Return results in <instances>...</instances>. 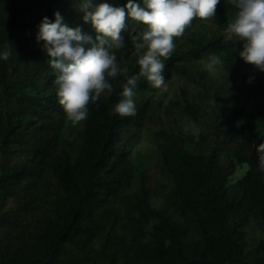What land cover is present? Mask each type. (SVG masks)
Returning <instances> with one entry per match:
<instances>
[{
    "label": "trees",
    "instance_id": "trees-1",
    "mask_svg": "<svg viewBox=\"0 0 264 264\" xmlns=\"http://www.w3.org/2000/svg\"><path fill=\"white\" fill-rule=\"evenodd\" d=\"M78 6L0 0V48L14 47L0 59V264H264V70L226 39L235 4L220 0L214 17H193L174 37L165 76L178 77V95L149 94L162 86L140 77L131 116L112 108L139 70L135 37L146 25L126 19L125 45L111 50L128 72L108 76L112 92L73 122L36 33L60 11L95 36ZM210 53L223 60L218 75L205 67ZM143 131L154 159L132 156Z\"/></svg>",
    "mask_w": 264,
    "mask_h": 264
},
{
    "label": "clouds",
    "instance_id": "clouds-1",
    "mask_svg": "<svg viewBox=\"0 0 264 264\" xmlns=\"http://www.w3.org/2000/svg\"><path fill=\"white\" fill-rule=\"evenodd\" d=\"M220 0H126L123 5L109 0H79L77 10L82 20L90 22L96 35L85 32L81 25L70 26L60 11L55 19L44 16L38 24L36 40L43 42L48 63L56 70L54 84L60 104L73 122L88 116L89 102L99 100L102 93L110 94L113 83L108 76L127 73L121 67L114 47L125 45L122 30L126 19L146 25L135 37L138 72L128 75L113 105V114L131 116L137 112L136 88L140 77L159 88L166 83L165 58L171 56L176 44L174 37L182 36L193 17H214ZM236 12L224 29L226 39L236 37L242 42L239 56L264 70V0H232ZM11 41L0 48V59L13 54ZM223 60L210 53L206 69L216 73ZM243 123L239 121L238 125ZM259 165L264 169V143L257 146Z\"/></svg>",
    "mask_w": 264,
    "mask_h": 264
},
{
    "label": "rangeland",
    "instance_id": "rangeland-1",
    "mask_svg": "<svg viewBox=\"0 0 264 264\" xmlns=\"http://www.w3.org/2000/svg\"><path fill=\"white\" fill-rule=\"evenodd\" d=\"M27 0H20L21 3H25ZM215 75H218V71L216 73H213ZM177 78L175 77L172 81H166V83L162 86V89L158 92H150L149 94L157 95L164 100H167L170 97L178 95L179 89L177 84ZM157 148L152 140L151 135L143 131L141 134L138 142L135 144L133 148V154L132 156L135 158L137 154H144L146 157L150 159H154L157 156ZM240 173H238L239 176ZM250 235V242L251 245L254 246L258 240L261 238L260 231L258 230V227L256 225H252L249 230Z\"/></svg>",
    "mask_w": 264,
    "mask_h": 264
}]
</instances>
